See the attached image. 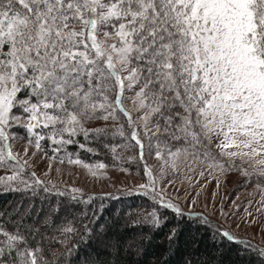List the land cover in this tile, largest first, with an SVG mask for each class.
<instances>
[{
	"label": "snow or ice",
	"instance_id": "obj_1",
	"mask_svg": "<svg viewBox=\"0 0 264 264\" xmlns=\"http://www.w3.org/2000/svg\"><path fill=\"white\" fill-rule=\"evenodd\" d=\"M96 121L104 123L87 126ZM13 127L25 129L37 151L47 139L54 153L78 145L97 155L95 141L116 162L128 146L118 152L107 138L130 135L141 161L147 149L173 171L189 161L221 175L236 170L264 192V0H0V168L10 173L0 175V191L21 194L13 208L0 209V264H73L65 257L91 238L87 224L75 227L73 205L98 197L28 173L29 161L21 163L9 142ZM67 163L97 178L108 167L71 156ZM144 175L147 183L127 194L183 218L146 163ZM47 195L71 203L46 205ZM187 216L209 223L202 214ZM166 219L153 210L131 224L159 229ZM216 231L264 264V247ZM175 235L174 228L169 240Z\"/></svg>",
	"mask_w": 264,
	"mask_h": 264
},
{
	"label": "rangeland",
	"instance_id": "obj_2",
	"mask_svg": "<svg viewBox=\"0 0 264 264\" xmlns=\"http://www.w3.org/2000/svg\"><path fill=\"white\" fill-rule=\"evenodd\" d=\"M125 107L132 109V102L126 101ZM17 114H19L18 110ZM135 116L136 113L133 112V117L135 118ZM103 123V121H96L87 126L99 127ZM10 132L9 142L13 153L20 154L21 163L24 159L29 161L30 166H26V169L30 172L34 171L38 178L46 182L50 181L59 189L78 188L82 190L83 195L92 193L115 195L127 194L128 190L147 183V177L142 175L140 168L131 170L124 166L108 165L106 169L102 170L103 178L94 177L87 169L67 163V157L77 158L75 155L67 154L63 164L57 159L50 160V157L62 155L53 152L55 146L49 140L47 146L48 150L53 152L51 155L45 153L43 149L37 151L34 146H30L26 138L28 134L22 127H13ZM216 142L218 141H215L214 138L211 147L212 151L219 155V149L215 148ZM25 148H28L27 156H24ZM128 154L132 156L130 153ZM144 162L157 179V190L162 189L166 199L171 200L186 212L191 211L204 215L232 235L249 240L252 245L264 247V192L256 186L255 180L248 182L247 178L236 170L225 172L223 175L219 172H210L204 165L192 164L190 161L188 163L180 162L179 170L173 171L171 167L163 166L162 160L156 159L154 150L151 153L147 149L145 150ZM236 163L240 164L241 162L237 160ZM50 164L51 169H49ZM121 167L127 171H121ZM201 171L204 172L203 176L200 175ZM7 174L10 173L0 168V175ZM193 200H195V204H193ZM221 212L224 215H221ZM154 230L151 228L147 236L137 235L133 239L127 240L126 248L133 252V258H138L140 253L145 250V244ZM213 237L215 236L209 235L208 241L217 247L218 241L216 239V242H213ZM107 243L110 242L103 240L98 247H104ZM248 253L250 251L233 252L234 264L236 262L259 264V260L252 259Z\"/></svg>",
	"mask_w": 264,
	"mask_h": 264
},
{
	"label": "trees",
	"instance_id": "obj_3",
	"mask_svg": "<svg viewBox=\"0 0 264 264\" xmlns=\"http://www.w3.org/2000/svg\"><path fill=\"white\" fill-rule=\"evenodd\" d=\"M122 121L125 124L126 132L130 134L126 118L122 117ZM23 133L25 134V132ZM26 138L28 139V137ZM77 140L79 143L85 142L83 136L77 137ZM107 142L110 145H118V152L125 149L126 145L128 146L127 150L123 151V159L119 162L114 161L112 153L95 141L91 142L90 146L97 149L99 153L97 155L81 150L78 145H68L59 154L62 155L61 157H66L67 154L75 155L88 163L103 162L109 166H124L131 170L140 168L142 175H144L145 162L140 160L138 147L135 146L134 141L130 140V135L127 141H123L119 137H109ZM41 144L45 153L48 155L53 154L48 150V140L41 141ZM128 153L135 156L136 159L129 161L127 158L131 156ZM26 171L31 173L27 169ZM108 194L111 193L87 194L84 195V198L95 196L98 199H94L90 204L79 203L73 205L78 210L74 220L75 227L82 231L83 224H87L90 229L88 235L91 237L80 241L79 247L73 251L72 255L65 257V259L72 260L73 264H234L233 252L246 251L242 244H234L226 240L221 242L216 230L217 228H224L216 225L207 217L209 223L202 224L189 219L187 216L189 212L183 210L185 216L183 218L177 217L171 211L160 208L152 202L150 197L144 195L112 194L119 198L111 199ZM99 197H104V199H99ZM43 199L44 194H41L37 201ZM20 200L21 194L19 193L0 191V209H11ZM61 201L71 203L68 197L47 195L46 205H59ZM153 210H156L158 214H163L167 219L162 227L159 229L154 228V232L145 244V250L135 259L133 258V252L126 248L127 240L129 238L133 239L137 235L147 236L152 227L147 223L133 225L131 221L138 217L143 219L147 213ZM84 213H86V217L83 215ZM11 227V224H8L9 230H11ZM174 228L176 235L170 241L169 234ZM209 235L216 237L217 247L210 244L208 241ZM238 238L250 242L247 239ZM103 240H108L110 243L99 248V243ZM194 246L196 247L194 248ZM247 251H250L248 254L252 259H261L251 250ZM235 264L245 263L236 262Z\"/></svg>",
	"mask_w": 264,
	"mask_h": 264
}]
</instances>
